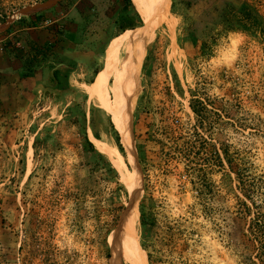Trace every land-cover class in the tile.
Masks as SVG:
<instances>
[{
    "label": "rangeland",
    "instance_id": "1",
    "mask_svg": "<svg viewBox=\"0 0 264 264\" xmlns=\"http://www.w3.org/2000/svg\"><path fill=\"white\" fill-rule=\"evenodd\" d=\"M42 1L0 0V24L14 16L4 32L10 43L26 25L14 13ZM123 1L64 0L37 22L48 28L41 23L50 19L54 33L77 40L80 62L68 87L33 97L25 113L0 115V264H111L109 237L128 206L129 190L119 171L111 176L84 151V118L93 144L116 145L107 112L80 84L88 85L94 69L103 67L102 49L117 31ZM214 1L170 0L174 30L166 22L152 28L134 80L139 93L131 131L140 184L135 239L147 264L148 252L154 264H251L242 202L250 204L257 181L255 200H263L264 211V37L229 32L203 55L201 41L213 40L216 32L204 9ZM252 1L264 14V0ZM186 12L206 32L202 40L186 39ZM192 100L201 102L203 119L192 111ZM142 201L156 220L147 250L140 245Z\"/></svg>",
    "mask_w": 264,
    "mask_h": 264
},
{
    "label": "bare ground",
    "instance_id": "2",
    "mask_svg": "<svg viewBox=\"0 0 264 264\" xmlns=\"http://www.w3.org/2000/svg\"><path fill=\"white\" fill-rule=\"evenodd\" d=\"M131 1L143 24L125 30L124 34L111 39L104 50L103 67L90 84H80L81 91L111 116L120 142L130 158L128 162L133 165V171L130 172L117 147L94 139L98 151L109 156L120 172L121 179L129 190L130 202L132 201V207L125 216L122 227L119 224L110 234L111 264H123L124 256L131 258L136 264H147L145 253L135 239L140 184L131 131L133 103L139 93L134 80L152 28L165 22L169 31H173L175 27V17L169 11L170 0Z\"/></svg>",
    "mask_w": 264,
    "mask_h": 264
},
{
    "label": "trees",
    "instance_id": "3",
    "mask_svg": "<svg viewBox=\"0 0 264 264\" xmlns=\"http://www.w3.org/2000/svg\"><path fill=\"white\" fill-rule=\"evenodd\" d=\"M205 14L209 15L211 20L208 22L211 30H215V36H213V40H203L201 41L199 47L200 51L203 55H208L211 51V42L216 41V37L227 34L229 32H244L250 36H260L264 37V14L261 12L258 5L252 0H215L211 3V5H205ZM193 14L185 13L184 14V23L183 27L186 31V39H203V36L207 35L204 32V29L200 31L198 26L193 23ZM42 17V12L34 15V19L32 20V24L35 25L36 22ZM118 28L115 36L123 33L125 30H131L136 27H139L143 24L142 19L135 9L131 0H124L121 5L119 12L116 16ZM208 26V24H205ZM60 30V29H59ZM208 31V32H210ZM113 34L110 36L109 40L105 44L102 49V55H104V50L106 45L112 39ZM53 44L47 45V50ZM66 61L67 65H61L56 67L48 76L47 87L51 90H59L62 88L68 87L66 81L74 66L69 59L63 58ZM52 67V66H51ZM102 67V66H101ZM99 68L94 69V74L96 75L99 71ZM95 77V76H94ZM93 80L90 81V83ZM89 83V84H90ZM86 97L87 95L84 94ZM202 105L199 100L191 101V109L192 111L200 116L203 119V110ZM73 109V108H70ZM105 112V111H104ZM106 113V112H105ZM107 120L109 123L110 130L113 133V137L115 139V145L118 148V151L122 155L124 152L123 146L120 142V136L117 130L115 129L113 123L111 122L110 116L106 113ZM85 119V118H84ZM82 119L80 123L81 131L83 135V148L84 151L89 152L94 159L95 163L102 162L105 170L112 174L111 176L117 175V169L114 168L112 161L105 156V154L100 153L96 150L94 144L90 141L86 126L85 120ZM92 134L95 138L100 139V135L94 129V126L90 124ZM111 161V162H110ZM240 180L242 178L238 175ZM254 195L250 196V204L246 201H243L244 207L249 215V221L247 222V231L243 233L246 238L247 243L245 244L248 248H250V252L248 254L249 261L251 264H264V211H261L263 207V200L257 202L256 197L258 183L254 182ZM262 199V198H261ZM139 223H140V239H141V247L147 250V245L151 242L156 229V220L154 218L151 210L142 203L139 206ZM147 258L149 264H154L152 259V254L150 252L147 253Z\"/></svg>",
    "mask_w": 264,
    "mask_h": 264
},
{
    "label": "crops",
    "instance_id": "4",
    "mask_svg": "<svg viewBox=\"0 0 264 264\" xmlns=\"http://www.w3.org/2000/svg\"><path fill=\"white\" fill-rule=\"evenodd\" d=\"M25 18L26 25L19 29L20 46L10 43L12 38L4 33L10 27L0 33V115L25 113L32 98L49 89L50 73L67 65L63 58L73 65L80 62L77 40L54 33L52 25L38 27V21L33 25L34 15ZM48 44L53 45L46 51Z\"/></svg>",
    "mask_w": 264,
    "mask_h": 264
},
{
    "label": "water",
    "instance_id": "5",
    "mask_svg": "<svg viewBox=\"0 0 264 264\" xmlns=\"http://www.w3.org/2000/svg\"><path fill=\"white\" fill-rule=\"evenodd\" d=\"M62 1H64V0H44V1L39 2V3L26 5V6L21 7L20 9H18L14 13V15L17 18H20V17H25V16L37 14V13H40V12H43V11H46V10H49V9L55 7L57 4H59ZM13 21H14V16H11V17L7 18L5 22L1 23L0 24V33L7 30L10 27V25L13 23ZM131 207H132V201L130 202V199H129L128 206L124 210L123 215L121 217V220L119 222V224H121V227H122L123 220H124L125 216L127 215V213L129 212Z\"/></svg>",
    "mask_w": 264,
    "mask_h": 264
},
{
    "label": "built area",
    "instance_id": "6",
    "mask_svg": "<svg viewBox=\"0 0 264 264\" xmlns=\"http://www.w3.org/2000/svg\"><path fill=\"white\" fill-rule=\"evenodd\" d=\"M52 23H51V20L50 19H45V20H43L42 21V23H41V25H43V26H49V25H51ZM13 44L15 45V46H20V41L19 40H15V41H13Z\"/></svg>",
    "mask_w": 264,
    "mask_h": 264
},
{
    "label": "flooded vegetation",
    "instance_id": "7",
    "mask_svg": "<svg viewBox=\"0 0 264 264\" xmlns=\"http://www.w3.org/2000/svg\"><path fill=\"white\" fill-rule=\"evenodd\" d=\"M144 50H146V48Z\"/></svg>",
    "mask_w": 264,
    "mask_h": 264
}]
</instances>
